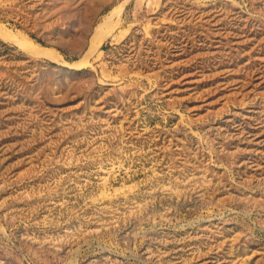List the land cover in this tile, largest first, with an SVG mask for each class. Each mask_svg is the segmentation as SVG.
I'll use <instances>...</instances> for the list:
<instances>
[{
  "label": "rangeland",
  "instance_id": "rangeland-1",
  "mask_svg": "<svg viewBox=\"0 0 264 264\" xmlns=\"http://www.w3.org/2000/svg\"><path fill=\"white\" fill-rule=\"evenodd\" d=\"M0 264H264V0H0Z\"/></svg>",
  "mask_w": 264,
  "mask_h": 264
},
{
  "label": "bare ground",
  "instance_id": "bare-ground-1",
  "mask_svg": "<svg viewBox=\"0 0 264 264\" xmlns=\"http://www.w3.org/2000/svg\"><path fill=\"white\" fill-rule=\"evenodd\" d=\"M122 6V5H121ZM109 23V22H108ZM109 25V24H108ZM106 28V27H105ZM96 32V31H95ZM3 33V32H2ZM5 33V32H4ZM3 33V34H4ZM4 35H6V34H4ZM94 35H96V34H94ZM3 37H5V36H3ZM6 37L7 38H10L11 37V35H6ZM97 40V39H96ZM21 41V40H20ZM24 41V40H23ZM26 44V43H25ZM30 45V44H29ZM32 45V44H31ZM31 49V48H30ZM38 50V49H37ZM37 50H35L36 52H37ZM40 50H43V49H40ZM40 50H38V51H40ZM44 52V51H43ZM47 52V51H46ZM48 52H51V51H48ZM35 53V52H34ZM41 53H42V51H41ZM45 53V52H44ZM38 54H40V53H38ZM48 54V53H47ZM46 53H45V55L42 53L41 55H44V56H46L47 55ZM54 54V53H53ZM50 55H52L51 53H50ZM49 55V56H50ZM56 55V54H55ZM48 56V55H47ZM53 57V56H52ZM55 57V56H54Z\"/></svg>",
  "mask_w": 264,
  "mask_h": 264
}]
</instances>
